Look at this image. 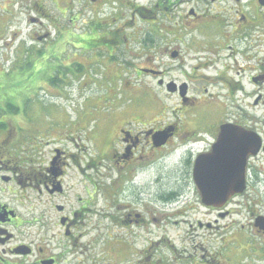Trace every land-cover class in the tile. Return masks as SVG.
Returning a JSON list of instances; mask_svg holds the SVG:
<instances>
[{
  "label": "flooded vegetation",
  "instance_id": "flooded-vegetation-1",
  "mask_svg": "<svg viewBox=\"0 0 264 264\" xmlns=\"http://www.w3.org/2000/svg\"><path fill=\"white\" fill-rule=\"evenodd\" d=\"M51 1L59 7L55 0ZM89 1L95 5L99 0ZM35 5L40 14L36 12L37 18L31 21L40 29L34 31L30 39L44 46L45 51L50 50L57 42L48 30L54 25V18L41 2ZM105 6L107 12L101 23L109 30L89 25L86 33L75 35V50L89 55L100 50L106 52L105 60L110 58L111 51L120 47L117 37L125 30L117 27L111 32V24L123 20V9H126L131 21L137 18L146 26H154L153 31L146 29L145 33L141 31L137 35H146L145 44H140L143 51L148 47L158 50L162 58L148 56L142 67L126 63L137 81L146 80L153 85V100L158 101L160 107L150 117L153 123L140 124L133 118L114 125V121L125 118L130 112L138 113V108L104 116L109 123V134H105L103 141L109 145V150H105V154L101 151V155L108 157L115 170L113 177L106 176V195L100 193L110 203L109 212L103 214L110 223L106 226L109 242L105 246L104 262L113 263V251L118 248L121 264L128 261L131 264H224L221 252L216 251L208 258L205 244L209 231L213 236L221 232L223 240L224 220L230 219V225H234L232 219L239 213L238 207L248 213L249 234L264 243V0H107ZM25 8L26 5L19 7ZM110 19L113 21L109 23ZM130 24L125 22L122 26L132 29ZM52 37L53 43L45 45ZM182 41L186 42V54L178 46ZM93 55L90 58H97ZM104 64L98 67L103 75ZM166 100H171L174 108H161L160 101ZM167 109L173 120L165 122L161 117ZM78 131L81 132L75 135V148L77 140L81 141L82 148L86 145L84 141H96L92 132L86 133L80 128ZM5 143L0 141V191L3 194L13 197L14 187H18V193L22 194L14 201H21L26 189L49 197L63 196V179L68 168L79 163L75 159H81L80 154L67 157L54 148L47 166L35 169L30 157H16L9 148L3 147ZM218 144L228 150L235 148L238 161L244 160L245 188L222 207H210L201 202L194 171L197 160L210 155ZM114 145L118 149L112 150ZM88 156L90 160L86 165L91 170L97 169L95 158ZM170 159L177 170L186 169L187 184L165 191L168 187L160 183L166 181V168H161L156 177L159 190L149 202L157 204L143 206L142 196L148 192L137 182L144 169L142 163L154 160L152 163L159 165ZM93 186L88 205L97 195V183ZM188 190L194 193L191 199ZM245 197L247 204H243ZM87 198L88 195L79 200L78 212L69 211L64 205L50 207L49 211L57 217L52 223L53 229L42 221L38 231H52L43 244L27 230L29 225L39 221L18 217L7 199L0 200V264L62 263L64 256L74 253L75 238L88 234L75 236L80 213L91 212L88 206H82ZM230 207L237 212L229 210ZM113 211L116 214L113 215ZM114 227L116 236L111 237ZM182 232L187 233L186 236H182ZM59 236L66 239L63 249L58 247ZM190 236L200 238V243L196 245L192 238L193 245L187 246ZM137 242L144 244L142 249L136 250ZM68 245L74 249L67 251ZM160 246L169 252V261L161 252H156ZM58 248L61 251L54 253Z\"/></svg>",
  "mask_w": 264,
  "mask_h": 264
},
{
  "label": "rangeland",
  "instance_id": "rangeland-1",
  "mask_svg": "<svg viewBox=\"0 0 264 264\" xmlns=\"http://www.w3.org/2000/svg\"><path fill=\"white\" fill-rule=\"evenodd\" d=\"M37 2H41L43 8H46L55 19H52L54 25L48 30L57 38V42L53 43L54 37H52L44 43L45 45L53 43V47L46 51L44 46L30 39L34 31L40 29L39 25L35 26L36 22L31 21L32 18H37L36 12L40 14V9L35 5ZM55 2L58 8L51 0H0V141H6L3 147L9 148L16 157L25 155L30 157L33 162L32 167L35 169L47 166L53 156L54 148L63 151L67 157L80 154L81 159L76 158L75 161L79 163L72 164L68 168L63 179L65 191L63 196L55 194L49 197L45 194L41 195L34 189H26L21 201H14L22 194L18 193V187H14L13 197L0 191V200L7 199L18 217L29 221L35 218L39 221L29 225L27 230L32 232V237L36 238L37 242L43 244L52 231L38 230L42 228V221L53 229L52 223L57 217L53 211H49L52 210L53 204L64 205L69 211L75 209V212H78L79 200L85 199L88 195L82 206H88L91 212L80 211L81 216L78 218L80 221L77 219L75 236L85 232L88 234L75 238V249L68 245L67 251L74 249V253L64 256L60 264H107L104 262V253L105 246L109 242L107 239L109 231L106 230V226L110 223L105 215L109 212L110 203L106 199L104 188H108L106 176L111 174L113 177L115 170L108 157L101 155L102 152L105 154V150H109V145L103 141L105 134H109L107 133L109 123L104 116L114 114V111L138 108V113L130 112L125 118L114 121V125H121L124 121L133 118H137L140 124L153 123L150 117L160 108L158 101L153 100V85L146 80L137 81L126 63L142 67L148 56H154L157 60H161L162 57L158 55V50L148 47L143 51L140 47L141 43L145 44L146 35H137V33L141 31L145 33L143 30L146 29L153 31L154 26H146L137 18L131 21L129 11L123 9L124 19L118 21L116 25L111 24L113 29L110 30L112 32L117 27L125 29L121 30L117 37L120 47L111 51L110 58L106 60V52L100 50L94 51L95 53L90 52L97 57L90 58L91 54H83L82 51L75 50L76 47L74 49L77 42L75 35L78 37L86 33L89 25L91 27L100 25L104 28V23L101 22L107 12L105 6L107 0H99L95 5H91L89 0H55ZM22 5H26L27 8L19 9ZM178 18L176 16V22ZM93 20L95 21L92 22ZM112 21L113 19H110L109 23ZM42 22L45 24L43 20ZM125 22H131L132 29L130 26H122ZM153 35L156 40L155 34ZM142 37L145 39L143 40ZM178 46L183 54H186V42L182 41ZM102 64L105 65L104 75L102 70L98 72V67ZM160 103L161 108H174L171 100ZM168 109L161 117L165 122L173 120L169 116ZM79 128L86 133L92 132L93 136L96 135V141L91 139L90 142L84 141L86 143L84 149L80 145V140H77L78 147L74 146L75 135L81 132L78 131ZM68 137L73 139L70 140ZM83 138L85 139V135ZM73 140L74 142H70ZM51 142L53 143L50 144ZM116 149H118L117 145H114L112 150ZM88 155H92L97 161L95 163L97 169L91 170L86 165L90 160ZM153 161L142 163L141 167L144 169L137 177L138 184L148 192L142 196L143 206L149 207L157 204H149V202H152L154 192L159 190L160 185H156L158 170L166 168V181L160 183L168 187L165 191L175 185L185 186L189 175L186 169L177 170L173 159L159 165H155ZM149 164L151 165L146 166ZM93 183L95 185L97 183V195H94L88 205L93 194L91 191L95 189ZM189 190L188 197L191 199L194 193ZM101 192L105 195L100 194ZM242 199L243 204H247V197ZM121 203L125 204L123 201ZM238 209L239 213L232 219L234 225H230V219L224 220L226 226L222 232L224 241L221 240V232L213 236L209 231L208 241L205 244L208 246V258L217 251L221 252L224 264H264V243L258 239L254 240L249 234L248 213L242 208L238 207ZM229 210L237 212L234 207H230ZM112 214L116 212L113 211ZM242 225L244 230L241 231ZM116 230L117 228L114 227L111 237L116 236ZM181 234L186 236L187 233ZM192 238L195 239L196 245L201 241L198 237L190 236L187 240L189 247L193 245L190 242ZM57 240H60L58 247L62 248V245H66V239L61 236L57 237ZM143 245L137 242L134 247L140 250ZM60 248L54 253H59ZM156 252H161L169 261V252L165 248L160 246ZM113 255V263L109 264H121L118 248L113 251ZM128 264H131V261H128Z\"/></svg>",
  "mask_w": 264,
  "mask_h": 264
},
{
  "label": "water",
  "instance_id": "water-1",
  "mask_svg": "<svg viewBox=\"0 0 264 264\" xmlns=\"http://www.w3.org/2000/svg\"><path fill=\"white\" fill-rule=\"evenodd\" d=\"M245 162L238 161L235 148L216 145L211 154L200 157L195 164L194 183L201 202L222 207L245 188Z\"/></svg>",
  "mask_w": 264,
  "mask_h": 264
}]
</instances>
